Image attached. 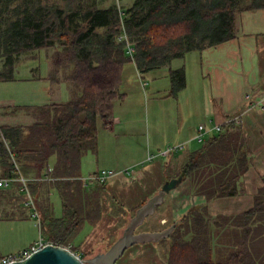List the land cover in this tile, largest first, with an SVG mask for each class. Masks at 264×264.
<instances>
[{
	"label": "trees",
	"instance_id": "obj_1",
	"mask_svg": "<svg viewBox=\"0 0 264 264\" xmlns=\"http://www.w3.org/2000/svg\"><path fill=\"white\" fill-rule=\"evenodd\" d=\"M119 1L124 0H0V82L14 81L21 56L52 50L47 79L70 87L67 102L9 108L29 121L0 124V178H28L40 233L74 253L82 227L102 217L105 184L84 186L82 159L97 151L98 120L112 118L113 102L124 96V66L134 62L142 74L169 67L236 38L240 15L264 9V0H133L127 7ZM123 33L135 47L133 57L126 54L128 42L119 41ZM169 78L170 96L176 97L187 85L185 68L170 70ZM251 165L242 129L225 125L181 166L166 164L165 182L189 180L192 195L209 203L243 195ZM20 189L19 182L0 189V201L23 208L27 198ZM53 189L62 201L59 218L52 209ZM253 200L235 218H212L207 204L192 207L168 238L167 264H264V176Z\"/></svg>",
	"mask_w": 264,
	"mask_h": 264
},
{
	"label": "crops",
	"instance_id": "obj_2",
	"mask_svg": "<svg viewBox=\"0 0 264 264\" xmlns=\"http://www.w3.org/2000/svg\"><path fill=\"white\" fill-rule=\"evenodd\" d=\"M120 2L122 1H119V4ZM192 53H198L195 58L198 59L202 76L208 80L209 84L210 104L206 106L207 114L203 119L204 121L201 120L203 122L200 121V123L194 119L198 116V112L196 113L193 109H189L191 111L187 112L182 111L183 106L181 104L183 102L188 103V101H184L189 89L188 82L185 89L176 97L170 96V70L184 67L186 75H188L186 59L191 57ZM49 54L53 55V51ZM181 61H184L185 64L178 65L176 69L169 66L152 70L146 74L140 73L134 62L124 66L119 86V93L124 96L113 102L112 118L108 121L98 120L97 151L87 153L82 159V172L86 168V161L89 159H95L96 165L101 164V168L91 171L88 177L82 174L84 186L95 189L97 184L86 180L93 175L100 174L103 170L112 171L115 173L114 176L105 183V191L109 193L107 195L116 202H118V195L123 197L125 201L130 199V202H133L138 208L165 184L164 166L166 164L181 166L187 156L202 145L195 140L200 124H208L212 121L213 124L225 126L228 119L238 117L240 122L235 125L242 129L252 156V165L244 177L246 192L240 196L216 199L207 203L204 196L192 195L190 182L186 180L165 198V204L168 202L172 206L171 217L175 222L192 207L205 204H207L208 213L212 218H235L253 207L254 195L262 185V177L264 176V9L245 11L240 15L236 38L202 52H191ZM131 67H134L135 70L133 71ZM160 77H163L168 83L162 87L155 86ZM130 82L135 84L140 82L143 88L153 83L151 90L159 93L156 94L155 101L160 103L162 97L160 91L162 89L165 92L163 99H165L166 105L168 106L172 101L180 107L184 114L181 121H174V118H170V122L164 126V133L160 132L159 136L151 141L153 150H155L154 156H157L160 151L170 145L182 144L185 146L184 150L178 151L171 158L161 157L160 162L153 160L146 165L145 159L141 158L143 151H141L142 148L137 139L143 125L140 124L142 122L138 120L136 111L132 114V106L129 102L128 87ZM51 87L54 88L53 95L65 88L69 92L70 98V87L67 83L51 84ZM141 97L140 101L143 99L142 95ZM4 101L12 102L10 99ZM15 106L14 104L8 105L9 108ZM7 112L10 117L16 116V113L12 114L10 109ZM218 134L209 135L207 140ZM51 163H54V159ZM141 166L143 167L142 171L136 173L141 180L135 182L136 177L133 176V170ZM144 184L148 188L147 191L140 188ZM133 197L134 200H132ZM10 217L12 220H21V215ZM113 221L116 219L114 218ZM168 221L170 218L162 220L163 224ZM212 228L214 229V227ZM38 238L34 237L24 241L20 249L10 250L6 255L27 248ZM169 248L170 244L161 246L160 243L135 245L130 248L124 264H167Z\"/></svg>",
	"mask_w": 264,
	"mask_h": 264
},
{
	"label": "rangeland",
	"instance_id": "obj_3",
	"mask_svg": "<svg viewBox=\"0 0 264 264\" xmlns=\"http://www.w3.org/2000/svg\"><path fill=\"white\" fill-rule=\"evenodd\" d=\"M132 1L133 0H124L120 2V4L127 7ZM51 51L52 50H40L20 57L16 64L14 81L0 82V113L8 111V105L13 104L22 107L45 106L50 103H64L69 100V92L66 91L65 88L61 89V92L53 95L52 91H54V88L51 87V83L47 79L51 72L52 55L49 54ZM192 54L191 57L189 56L186 59V65L188 64L186 82H188L189 89L185 95L184 101H188V105L184 102L183 104H180L183 106V112L191 111L189 109L195 110L196 113L198 112V116L194 119L195 121L198 120V123H200L201 120L205 119V115L207 114L206 106L210 104V95L208 92L209 84L208 80L202 76L198 59L195 58L198 56V53ZM183 64H185V62L181 60L173 61L171 67L176 69L178 68V65L182 66ZM131 68L133 71L135 70L134 67ZM3 69L4 64L3 61L0 60V71H3ZM157 81L158 82H156L155 86L162 87V85L168 83L163 77L158 78ZM151 87H153V83L148 87L144 86L143 88L140 82L137 84L130 82L128 87L129 102L130 106H132L131 112L134 114L136 111L138 114V120H141L142 123L140 124L143 125V129L141 132L139 131L137 139L142 148L141 151H143L141 158L145 159L146 165L151 163L149 156L154 155L155 153L151 141L158 137L160 132H162V134L164 133V126L170 122V118H174V121H181L184 115L176 103L171 101L168 106L166 105L165 99H163L165 97V92L162 89L160 91V94L162 95L159 101L160 103H157L155 97H157L156 94L159 93L151 90ZM141 95L143 96V99L140 101V98H142ZM5 99H10L12 102H5ZM4 121L9 123L15 121L27 122L29 121V118L27 115L19 113L14 117L6 116L2 118L0 124ZM160 159L162 158L156 157L153 160L160 162ZM52 165L53 164L51 163L50 171L52 170ZM98 168H101V164L96 165L95 159H89V161H86V168L82 174L85 177H88L91 171H96ZM142 169L143 167L141 166L133 170V176L136 177L135 182L141 180L136 173L142 171ZM47 174L48 172L44 173V175ZM89 182L93 184L97 183L96 181ZM140 188L143 191L148 190L145 184L141 185ZM105 190L106 187L100 191L102 204L101 219L95 224L87 222L85 226L82 227L80 234L74 240L73 249L82 259L91 258L99 252L107 251L120 237L127 223L139 208H137L133 202L131 203L130 199L125 201V199L119 195L117 198L120 204L118 202L116 203L111 196L107 195L108 192ZM50 197L54 217L59 218L62 216L63 212L62 201L58 191L53 189ZM132 200H134V197ZM164 204L158 208L157 213L154 216L146 219L145 223L138 228L137 232L161 231L175 222L171 217V204H168V202L165 205ZM122 207L126 211H124ZM22 212L27 213L26 219L23 217H20L21 220L11 219L10 216L23 215ZM114 218L116 221H113ZM165 218H170V221L163 224L162 220ZM39 233L38 220L31 216V211L29 209H25L24 207H20L19 209L18 205L17 207L11 206L9 200L0 201V257L5 256L10 250L20 249L24 241L39 237ZM159 243L161 246H168L171 244L169 239H164ZM129 250L130 249L125 252L124 256L119 259L116 264H124Z\"/></svg>",
	"mask_w": 264,
	"mask_h": 264
},
{
	"label": "water",
	"instance_id": "obj_4",
	"mask_svg": "<svg viewBox=\"0 0 264 264\" xmlns=\"http://www.w3.org/2000/svg\"><path fill=\"white\" fill-rule=\"evenodd\" d=\"M181 182V178L165 182L155 195L137 209L120 237L105 252H99L91 258L82 259L67 247L48 244L28 258L11 264H116L124 256L125 252L135 245L159 243L164 239H168L178 222H174L161 231L137 232V230L145 223L148 217L157 213L158 208L165 203L167 194Z\"/></svg>",
	"mask_w": 264,
	"mask_h": 264
},
{
	"label": "built area",
	"instance_id": "obj_5",
	"mask_svg": "<svg viewBox=\"0 0 264 264\" xmlns=\"http://www.w3.org/2000/svg\"><path fill=\"white\" fill-rule=\"evenodd\" d=\"M127 41L128 42V38L127 35L125 33H123L122 35H120L119 37V41ZM126 54L130 57H133L135 54V47L133 44H131L130 42L127 43V48H126ZM1 121V119H0ZM239 118L235 117V118H230L227 120L226 125H231V124H238ZM223 126L221 125H216L213 124L212 121H210L208 124L206 123H202L198 126L197 129V134L195 136V140L199 143V144H204L207 141V137L209 135H213L214 133H220L222 131ZM185 149V146L182 144L179 145H170L168 146L166 149L162 150L159 152V154L157 156L154 155H150L149 156V160L152 161L154 158L156 157H164V158H168L171 155L177 153L178 151H182ZM114 172L112 171H107V170H103L100 172V174H96L91 176L90 178H88L86 181H96V182H100V183H106L107 180L109 178H111L112 176H114ZM43 179L49 180V177H45ZM16 182L21 183V189L20 192L25 193L26 194V201L23 204L24 208H28L31 211V216L33 218H36L38 221H40V216H39V212L35 206L34 200L30 194V190L28 187V182L29 180L23 176H20L17 179L14 178H0V189H11L13 188L14 184ZM48 244H52L50 243L41 233L39 234V238L32 243L31 245H29L27 248L15 252V253H11L9 255L4 256L1 260H0V264H11L13 262H18V261H22L26 258H28L29 256H31L33 253L38 252L39 250H41L44 246L48 245Z\"/></svg>",
	"mask_w": 264,
	"mask_h": 264
}]
</instances>
